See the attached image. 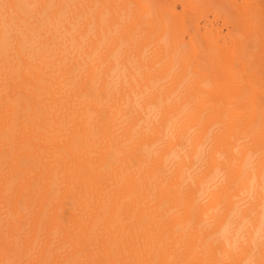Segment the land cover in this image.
I'll list each match as a JSON object with an SVG mask.
<instances>
[{"label":"bare ground","instance_id":"obj_1","mask_svg":"<svg viewBox=\"0 0 264 264\" xmlns=\"http://www.w3.org/2000/svg\"><path fill=\"white\" fill-rule=\"evenodd\" d=\"M0 264H264V0H0Z\"/></svg>","mask_w":264,"mask_h":264}]
</instances>
